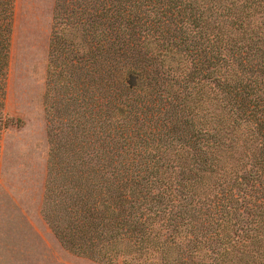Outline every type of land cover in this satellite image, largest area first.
Here are the masks:
<instances>
[{
	"label": "trees",
	"instance_id": "obj_1",
	"mask_svg": "<svg viewBox=\"0 0 264 264\" xmlns=\"http://www.w3.org/2000/svg\"><path fill=\"white\" fill-rule=\"evenodd\" d=\"M15 0H0V136ZM43 215L122 264H264V0H56Z\"/></svg>",
	"mask_w": 264,
	"mask_h": 264
},
{
	"label": "rangeland",
	"instance_id": "obj_2",
	"mask_svg": "<svg viewBox=\"0 0 264 264\" xmlns=\"http://www.w3.org/2000/svg\"><path fill=\"white\" fill-rule=\"evenodd\" d=\"M56 0H15L0 136V264H122L69 252L43 215L49 138L46 72Z\"/></svg>",
	"mask_w": 264,
	"mask_h": 264
}]
</instances>
